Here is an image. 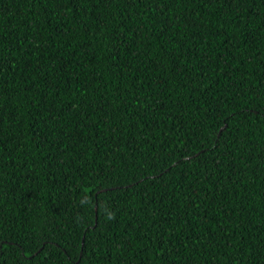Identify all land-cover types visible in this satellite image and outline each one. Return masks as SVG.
Instances as JSON below:
<instances>
[{"label":"trees","instance_id":"1","mask_svg":"<svg viewBox=\"0 0 264 264\" xmlns=\"http://www.w3.org/2000/svg\"><path fill=\"white\" fill-rule=\"evenodd\" d=\"M0 264H264V0H0Z\"/></svg>","mask_w":264,"mask_h":264}]
</instances>
